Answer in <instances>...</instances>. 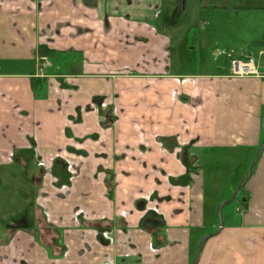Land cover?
Returning a JSON list of instances; mask_svg holds the SVG:
<instances>
[{"label":"crops","instance_id":"0c3cea01","mask_svg":"<svg viewBox=\"0 0 264 264\" xmlns=\"http://www.w3.org/2000/svg\"><path fill=\"white\" fill-rule=\"evenodd\" d=\"M170 1L185 5L189 21L211 13L199 19V50L224 45L231 59L264 47V0ZM161 3L0 0V162L30 164L58 150L70 161L53 167L65 185L43 181L40 220H18L23 228L3 244L14 245L3 264H191L205 234L195 264H264V78L230 76L228 62L210 71L174 67L176 26ZM40 45L53 55L41 59ZM114 97V125L101 129L90 108ZM75 109L84 125L61 132ZM83 129L93 136L87 153L68 145ZM140 164L152 176L161 167L166 186ZM149 193L164 217L149 212L145 229L141 198ZM226 198L237 214L227 210L220 225Z\"/></svg>","mask_w":264,"mask_h":264},{"label":"rangeland","instance_id":"374dc122","mask_svg":"<svg viewBox=\"0 0 264 264\" xmlns=\"http://www.w3.org/2000/svg\"><path fill=\"white\" fill-rule=\"evenodd\" d=\"M206 3H208L209 5H216V1L214 0H210L209 2L206 1ZM184 6L185 5L182 3H178L174 5V2H171L170 0H162V3H161L162 16L163 15H165L166 17L170 16V19L172 18L170 22L174 24V26H176L174 28L175 30L174 33H172L171 35L172 38L170 37L171 42L169 44L170 49L168 53L170 63L174 65V67L179 68L182 65V63L185 62L184 67H189L191 69H194L197 66L199 67L201 66L202 67V68L200 67L201 69L210 71V70L215 69L216 66H221L223 62H225L226 64L228 62L230 63V66H231V61L234 60L235 58L241 59L243 61L248 60V57L247 58L246 57H234L230 59V57L235 56V53L230 52L229 49L226 48V46L224 45H216V46L207 45L204 49L199 50L196 44L197 41H196V34H195L199 30V26H200L199 19L200 18L201 19H212L211 13L204 12L201 16H199V19L195 17V19H192V21H189L187 19H184V12H183ZM166 17H164V19L167 22L168 20ZM236 32L237 31H235V33ZM245 32L247 31L245 30ZM261 45H264V43H262ZM215 48H217L218 50H224V53L221 55H214L213 50ZM253 50L257 51L256 49L250 48V52H251L250 55L256 59L255 60L256 66L259 72L264 73L263 71L264 65H262L264 61V54L258 59L257 52L254 54ZM199 62L201 65H199ZM230 70H231L230 76H235V77L239 76V75H235L232 72L231 68ZM216 71H220V70H216ZM248 75L256 76L255 74H246L244 76H248ZM180 77L184 78L185 76L181 75ZM256 77H259V76H256ZM97 105L98 107H96V109L90 108V110L94 112L97 111L99 113L100 116L97 118V121H98L97 123H99L101 129L112 127L116 119L114 114L108 112L107 105H105L103 101L101 103L98 102ZM103 110L105 111L107 110V114L110 117H106L102 115L104 114L102 112ZM80 111L75 109L74 112L72 111L67 112L68 115L64 119L65 126L63 129H61V132L63 131L64 133L65 129L67 128L68 129L82 128L85 120L83 119L84 117L78 115ZM92 137H93L92 134H90L86 129H83L80 131V133H78V135H75L73 136V138H71L70 143L68 145L75 150H79V151H83L84 153H87L88 148L86 145L88 144L89 141H92L93 139ZM34 143H35L34 135H32V142L30 144V147H28V149H33ZM29 151H32V150H29ZM64 151L65 150H58L56 153L52 154L48 158V160H44L43 158L38 159L37 157H35V160H31L30 164H28L29 160L12 161L13 158L12 160H8L6 162H0V264H3V260H1L3 259L2 255L7 253V251L12 249L14 246L12 243L6 247H2L3 244L9 241L12 233H15L19 231L21 228H23V226L21 225L16 226L15 220H17L18 222L19 219H22L25 217L26 218L25 224L28 225L29 216L34 217L35 215V216H38L39 218L34 217V219L37 222H39L41 216L38 212V209H35V206L37 204L36 203L37 195H39V191L43 186V181L47 183L50 182V185L53 189L63 186L67 183V182L61 181L58 175L54 173V169H53L54 165L57 162H60L61 165H63V162H65L66 165L70 164V161L68 158H66L67 156L66 154H64L65 153ZM10 155L12 156V153ZM177 163L183 166L182 162H180L179 160L177 161ZM140 166L143 169H145L146 178L151 177L150 178L151 182L153 180V177H155L156 183H158L159 185L166 186L167 181L162 180L163 178L160 176L162 172L161 167L155 166L152 171L155 173V175L152 176V175H149V171H150L149 169L144 167L142 164H140ZM243 166L245 167L244 164ZM63 168H65V165H63ZM166 177L167 176H165V178ZM108 180H112V182L114 183V178L113 179L108 178ZM115 183H116V178H115ZM141 199L143 201V204H145L144 210L146 214H144V216L142 217L140 224H143V221H145L147 225L149 224V222L146 221V216L149 212L155 213L156 215L160 217H164L163 212L160 211L158 208H155V206L152 204V203H156L158 205V202L156 201L157 199H154L151 196V193L147 194L146 196L144 195ZM228 199L229 198H226L220 201L219 204ZM235 200H232V201H229V203H226V205H224V209L220 211V217H221L222 222H224L223 217L227 210H231L234 215L237 214V212L235 211V207L238 206V203H236L237 200L236 202ZM30 203L32 204V207L28 206V204ZM239 207L242 209V205H240ZM124 212L122 215L125 217L126 214ZM81 217H85V216L82 215ZM218 221H219V218H218ZM124 227L122 229L125 232L128 229L127 224H125ZM157 227H160V226H157ZM25 230H26V227H25ZM122 234H124V236L126 235V237H124V240H123L124 241L123 245L126 248L127 255H133V253L131 252H134L132 251L134 247V243L131 241L130 236L127 232L122 233ZM134 256H137V253H135ZM25 263L31 264L32 262L24 258L23 259H19V257L15 258L14 264H25Z\"/></svg>","mask_w":264,"mask_h":264},{"label":"built area","instance_id":"2783aa9c","mask_svg":"<svg viewBox=\"0 0 264 264\" xmlns=\"http://www.w3.org/2000/svg\"><path fill=\"white\" fill-rule=\"evenodd\" d=\"M220 54L222 53L217 52V55ZM263 54H264V47L257 53V55L261 57L263 56ZM255 60L256 59L253 56L248 57V60L246 61L235 58L234 60L231 61L232 72L235 75H239V76H244L246 74H255L256 76L264 77V73L259 72Z\"/></svg>","mask_w":264,"mask_h":264},{"label":"water","instance_id":"95a60500","mask_svg":"<svg viewBox=\"0 0 264 264\" xmlns=\"http://www.w3.org/2000/svg\"><path fill=\"white\" fill-rule=\"evenodd\" d=\"M249 173H250V171L247 172V175H248ZM247 175H246V176L244 177V179L240 182L241 185L244 183V181H245ZM232 198H233V196H232ZM230 199H231V198H230ZM230 199L221 202V203L219 204L218 208H217V215H218V218H219V223H220V225L222 224V220H221V217H220V211H221V208H222V206H223L224 204H226L227 202H229ZM219 230H220V229H218V231H219ZM207 237H208V234H205V235L202 237L201 241L199 242V244H198V246H197V248H196V250H195V254H194L193 261H192L191 264H195V263H196L197 258H198V254H199V250H200V248H201L203 242L206 240Z\"/></svg>","mask_w":264,"mask_h":264},{"label":"flooded vegetation","instance_id":"af4514ba","mask_svg":"<svg viewBox=\"0 0 264 264\" xmlns=\"http://www.w3.org/2000/svg\"><path fill=\"white\" fill-rule=\"evenodd\" d=\"M208 8H212V9H218V7L212 6V7H208ZM105 103V105H107V110L109 113L114 114V116H116V112H117V102H116V97H114L112 99V101L110 103H106L105 101H103ZM153 211V210H151ZM24 224V220H20L19 222H16L15 225L19 226V225H23Z\"/></svg>","mask_w":264,"mask_h":264},{"label":"trees","instance_id":"16d2710c","mask_svg":"<svg viewBox=\"0 0 264 264\" xmlns=\"http://www.w3.org/2000/svg\"><path fill=\"white\" fill-rule=\"evenodd\" d=\"M264 46V45H263ZM53 53H54V50L53 49H50V48H48L47 46H45V45H40L39 47H38V54H39V57L42 59V58H45V57H47V56H49V55H53ZM236 197V196H235ZM234 197V198H235ZM143 227L145 228V229H147V227H148V225H147V223L145 222V221H143Z\"/></svg>","mask_w":264,"mask_h":264}]
</instances>
